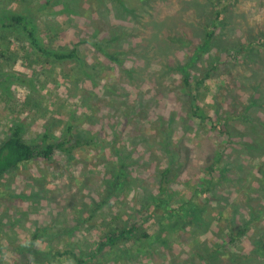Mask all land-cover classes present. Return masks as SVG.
Segmentation results:
<instances>
[{"label":"rangeland","instance_id":"1","mask_svg":"<svg viewBox=\"0 0 264 264\" xmlns=\"http://www.w3.org/2000/svg\"><path fill=\"white\" fill-rule=\"evenodd\" d=\"M44 2L0 0V11L9 6L17 13ZM115 2L106 0L105 14L102 7L86 18L72 6L69 12L57 5L54 14L36 21L45 44L76 45L81 63L37 60L26 41L0 38L1 82L12 75L0 87V141L14 122L23 124L27 140L37 139L46 126H56L58 134L74 113L82 117L77 125L98 138L97 147L76 151L73 159L56 152L2 178L0 264H76L69 256L43 258L65 249L82 257L81 264H264V149L246 154L238 143L247 134L264 138V0H125L132 11L126 15L118 14ZM89 10L83 4L82 11ZM110 28L120 40L112 49L116 61L92 55L80 43ZM210 32L211 38L205 34ZM197 46L203 54L192 63ZM96 61L89 73L84 65ZM186 73L193 84L205 78L195 83L202 121L190 114L182 86ZM18 75L27 78L24 83L16 81ZM161 132L173 143L183 141L168 149L157 142ZM217 151L212 191L199 196L206 204L200 222L164 230L144 217L141 229L157 234L150 247L120 240L98 250L111 217L125 222L141 208L144 192H156L158 172L168 160L182 166L171 183L182 200L191 192L185 179L204 181L203 162ZM123 155L126 184L111 196L106 181ZM203 183L200 189L210 185ZM251 218L245 234L230 243L228 220L239 227ZM32 250L41 255L31 256Z\"/></svg>","mask_w":264,"mask_h":264},{"label":"trees","instance_id":"2","mask_svg":"<svg viewBox=\"0 0 264 264\" xmlns=\"http://www.w3.org/2000/svg\"><path fill=\"white\" fill-rule=\"evenodd\" d=\"M90 4L89 11H82L83 4ZM115 9L120 14L124 12L125 15L132 12L125 7V0H116ZM59 5L63 8L70 10L72 6L75 8V12L79 16L90 17L91 11H96L95 15L99 13L100 9L103 7L105 14L106 12V0H45L43 4H36L33 7H25L19 12L12 11L9 6L4 7L0 11V38L2 40H7L10 44V39H15L16 41H26L29 45L28 54L33 53L37 60H45L47 63L51 62H80L77 46L75 45L71 49H62V48H52L50 45L45 44L41 37L39 36V31L37 29L36 21L41 18V16H48L54 14L55 7ZM95 6V7H94ZM102 9V10H103ZM65 10V9H64ZM53 11V13H52ZM219 15V12H217ZM216 24L213 22V26ZM107 29V28H106ZM117 31V30H116ZM115 29L110 28L107 30V34L103 32L102 34L98 31L91 36L90 39L81 41V44H84L88 47L90 53L95 56H100L101 58H107L111 61H116L117 53L112 49L119 43L118 34ZM207 37L213 36V32L205 33ZM120 35V34H119ZM211 38V37H210ZM206 47V44L203 45ZM27 49V48H26ZM203 54L201 51V46H197L195 52H193V57L191 62H195L199 56ZM96 64L87 65L85 64L87 71L94 70L99 61H96ZM83 65V63H82ZM1 75V74H0ZM89 78V74H86ZM12 75H5L3 81L0 80V87L5 82H10ZM10 79V80H9ZM16 81H24L27 78H22V76H16ZM203 79L195 80L197 85L199 82H203ZM9 80V81H8ZM199 81V82H198ZM183 87L188 89V95L190 100V114L192 118H199L200 121L203 120L202 108L198 103V94L197 91L199 88L193 80H191L190 75L187 73L183 75L182 79ZM106 84H102V87L106 90ZM250 106V105H249ZM75 114V113H74ZM72 114L70 119L64 121L61 126H59V133H55V127H47L45 130L39 134L37 139L27 140L24 137V128L23 124L20 122L11 123L7 126V133L5 138L0 141V183L2 178L9 172L22 171V168L29 162L37 159L38 157L44 159H50L56 152H60L65 155L67 158L73 159L76 151L88 150V148H94L98 146V138L90 136L88 131L81 128L77 124L82 122V117L77 119L75 115ZM59 123V122H58ZM153 123V122H152ZM58 128V127H57ZM228 136H231L232 133L228 131L226 133ZM118 136L113 135L111 141V150L114 153H118L117 139ZM158 141L160 144H165L166 148H170L174 144L177 146L178 143L183 140L179 139L174 143L170 140L165 132L158 134ZM166 139V140H165ZM173 143V144H172ZM239 150L240 152L249 154L254 149H264V138H252L250 139L247 135H244L239 138ZM177 148V147H176ZM187 150V148H185ZM108 150V148H107ZM111 151V152H112ZM122 156V155H121ZM120 156V157H121ZM124 156V155H123ZM221 154L219 151L213 152L212 155L205 158L204 166L201 172H204V181L210 185L200 189L204 184V181H201V177L197 176L196 179H185L188 181L186 184L191 188L189 196L184 197L185 199L175 197V192L171 189V183L181 174L182 166L173 165L171 160H168L165 164V168L158 172V185L155 193H146L142 195L140 199V204L136 213L132 217L125 220V222L119 221V218L112 216L109 220V226L107 232L104 233L103 238L101 239L98 250L103 249L106 245L115 244L118 241L122 240L123 242L133 241V244H139V248L149 246L151 242H154L157 239V234L151 235L146 230L141 229V219H155V222H160V226H163V229H175L179 230L187 224H194L200 222L202 214L206 213V204L200 201L199 196L203 193H208L212 188V181L217 178V164L220 162ZM129 157V156H128ZM125 155L119 163V170L116 171L112 176V179L107 180L108 193L113 196L115 191L120 188L124 183L127 177V163ZM224 170V168H223ZM195 180L194 183H192ZM203 192H202V191ZM212 191V190H211ZM118 220V221H117ZM229 227L227 231V239L230 243H234L239 238L245 234L248 223L252 222L251 218L245 225L237 227V224L233 220H228ZM159 238V235H158ZM150 247V246H149ZM147 248V250L149 249ZM139 250V249H138ZM99 252V251H98ZM31 256L41 255L39 250H32L29 252ZM45 261H50V259L55 260L57 258L67 259L71 257L75 260L76 264L83 263L82 257H77L72 250L65 249L64 251L56 250L55 252H45L42 254ZM214 252H211V257H213ZM66 256V257H65ZM238 257V256H237ZM96 258L95 255H91L90 259L93 261ZM49 259V260H48ZM85 261V260H84Z\"/></svg>","mask_w":264,"mask_h":264}]
</instances>
